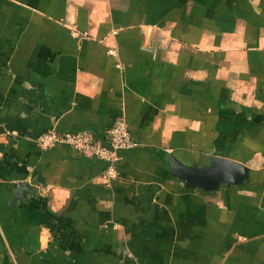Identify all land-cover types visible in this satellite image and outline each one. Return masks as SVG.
<instances>
[{"label": "crops", "instance_id": "obj_1", "mask_svg": "<svg viewBox=\"0 0 264 264\" xmlns=\"http://www.w3.org/2000/svg\"><path fill=\"white\" fill-rule=\"evenodd\" d=\"M120 114L137 145L108 182L36 143H105ZM170 154L249 179L185 188ZM0 264H264V0H0Z\"/></svg>", "mask_w": 264, "mask_h": 264}, {"label": "built area", "instance_id": "obj_2", "mask_svg": "<svg viewBox=\"0 0 264 264\" xmlns=\"http://www.w3.org/2000/svg\"><path fill=\"white\" fill-rule=\"evenodd\" d=\"M72 35L77 38L87 37L86 32L73 29ZM148 47H152L149 44ZM114 54L113 50L109 51ZM36 143L40 148H49L57 143H64L73 149L106 163L103 178L106 182L117 175L115 163L120 158V151L135 147L137 143L131 138L126 118L123 114L117 115L107 130V142L101 143L88 132L58 133L55 130H47L39 134Z\"/></svg>", "mask_w": 264, "mask_h": 264}, {"label": "water", "instance_id": "obj_3", "mask_svg": "<svg viewBox=\"0 0 264 264\" xmlns=\"http://www.w3.org/2000/svg\"><path fill=\"white\" fill-rule=\"evenodd\" d=\"M168 172L172 177L182 181L185 188L212 191L220 186L239 185L249 179V168L246 164L221 155H210L202 165L186 164L170 154L167 156ZM29 188L24 183L14 191V196Z\"/></svg>", "mask_w": 264, "mask_h": 264}]
</instances>
